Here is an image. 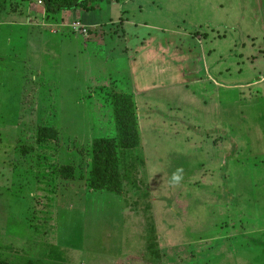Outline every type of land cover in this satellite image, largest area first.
<instances>
[{
  "label": "rangeland",
  "instance_id": "374dc122",
  "mask_svg": "<svg viewBox=\"0 0 264 264\" xmlns=\"http://www.w3.org/2000/svg\"><path fill=\"white\" fill-rule=\"evenodd\" d=\"M0 264H264V0H0Z\"/></svg>",
  "mask_w": 264,
  "mask_h": 264
},
{
  "label": "trees",
  "instance_id": "16d2710c",
  "mask_svg": "<svg viewBox=\"0 0 264 264\" xmlns=\"http://www.w3.org/2000/svg\"><path fill=\"white\" fill-rule=\"evenodd\" d=\"M42 7L52 14L63 11L83 9L94 10L96 4L104 0H38ZM119 2V0H115ZM116 104L122 106L121 116L116 121V135L111 138L99 137L92 145V165L89 175L90 187L97 191L119 194L122 191V175L120 164L124 167V175L128 174L126 158L134 161L136 147L140 138L135 121V106L131 96L119 93ZM118 100V101H117ZM123 175V177H124Z\"/></svg>",
  "mask_w": 264,
  "mask_h": 264
},
{
  "label": "clouds",
  "instance_id": "9594fccd",
  "mask_svg": "<svg viewBox=\"0 0 264 264\" xmlns=\"http://www.w3.org/2000/svg\"><path fill=\"white\" fill-rule=\"evenodd\" d=\"M175 180H179V177H174Z\"/></svg>",
  "mask_w": 264,
  "mask_h": 264
},
{
  "label": "crops",
  "instance_id": "0c3cea01",
  "mask_svg": "<svg viewBox=\"0 0 264 264\" xmlns=\"http://www.w3.org/2000/svg\"><path fill=\"white\" fill-rule=\"evenodd\" d=\"M83 10V9H82ZM134 89V88H133ZM247 246H249V245H247Z\"/></svg>",
  "mask_w": 264,
  "mask_h": 264
},
{
  "label": "built area",
  "instance_id": "2783aa9c",
  "mask_svg": "<svg viewBox=\"0 0 264 264\" xmlns=\"http://www.w3.org/2000/svg\"><path fill=\"white\" fill-rule=\"evenodd\" d=\"M40 3V1H38Z\"/></svg>",
  "mask_w": 264,
  "mask_h": 264
}]
</instances>
